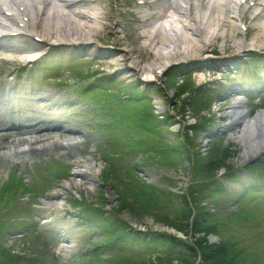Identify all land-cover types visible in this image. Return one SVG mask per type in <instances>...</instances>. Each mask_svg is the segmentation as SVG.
Here are the masks:
<instances>
[{
	"label": "rangeland",
	"instance_id": "obj_1",
	"mask_svg": "<svg viewBox=\"0 0 264 264\" xmlns=\"http://www.w3.org/2000/svg\"><path fill=\"white\" fill-rule=\"evenodd\" d=\"M27 1L28 3L32 4L33 7L34 0H26V3ZM98 1H100L99 5L103 6V8H101V12H104V14L109 15L111 17L110 20L103 19L96 22L94 21L95 22L94 23L93 20L91 19L90 21H88L89 19L84 20V18H80V19L78 18V19H74V22L75 21L78 22L80 24V27H82L86 23V26H88L89 28L93 27L95 28V30L97 28L95 26L96 24L104 25L106 28L101 29V31L99 32L92 30L89 31V29L86 28L82 31L83 33L82 32L79 33L74 30L75 28L78 27H76V25L71 26L70 22L67 21L68 19L69 20L71 19L70 16L63 17V15H58L57 17L60 20L58 19L57 22L60 21L61 23V20L64 19V21H62L61 24L59 23V25H61L60 30H63L64 33L63 31L56 32V30L53 27H50L48 30L50 32V36L47 37L50 38L54 36V38H60L64 36L65 39H70L72 37H76L77 35L82 36L83 34L85 38L90 39L87 40L88 42L93 41L95 42V44L98 45L104 44L106 46L115 47L113 53L118 55L119 58H121L119 60H121L122 63L120 65L118 64V66L117 65L113 66L112 70L116 69L117 67L119 68L120 66H121L120 68L122 69H124V67L126 66H128L129 68L133 66L131 69L133 71H136L135 73H137L139 76L144 72H146V70L149 72H153L152 75L155 76L153 80L156 83L151 87L149 86L148 93L152 95L155 99L156 98L160 99L164 107L167 108L169 113L173 116L172 121L178 119L179 120L178 125L180 126V128L177 127L178 128L177 131H174L173 130L174 128L172 127L168 128L167 126H163L164 128L162 130L168 129L167 131H165L163 136L165 137L167 136V133L169 135L171 134L169 133L170 131H174L176 132V134L182 135L183 140L185 142L184 144L183 143L178 144L176 137L172 135H169L171 139L169 137L165 138V139L169 138L168 140L164 139L163 141L162 139H159L154 143L153 146L154 149L151 152H149L147 156H145L146 160L141 163L142 171L141 173L137 174L138 176L137 175H135V177L129 176L128 178L126 177L124 179L117 180L113 178L111 175L107 174L106 171H103L100 168L99 170L101 173L99 172L96 175L97 179L90 192L89 191L88 193L86 192V190L84 189L85 187L82 185V183L85 182L82 181L81 183L82 186L79 185L77 189H73L72 193L63 191L62 195L65 197L72 194V197H74L77 200L78 199L81 200L83 203L87 205L93 203V204H98V206L99 205L103 206V208L106 211L109 212L112 211L111 213H114V215L120 220L122 219L126 221V219H130V220L132 219L135 222L140 223L141 225L144 224L148 228L156 227L157 229H162V230L163 228L169 230L174 229L175 231H177V233L185 234L187 238L191 236L190 237L192 243L191 245L194 248V252L189 253L187 249H183L181 250L180 253H178V251L177 252L175 251L174 253H170L168 257V255L164 254V253H168L167 252L168 247L164 246L162 249H160L161 251H159L160 252L159 254L157 251V255H160L159 257H157V255L154 258H148L147 256H145L140 260H133V261L126 260V258H122V259L114 258L109 261L106 260H102L100 262L92 261V263L93 264H195L196 261L198 260L197 257H200L203 259L201 264H264V209L259 208V206L264 205V191L257 192L255 190H248L244 193L245 194L244 198H242L243 201L244 200L253 201L250 202L251 204L250 210L252 212H254L255 210L257 211L256 212L258 214L257 218L259 219V223L261 225H250V227L245 229L246 231L245 235H240V236L238 235V237L231 238V235L229 236L227 231H225L223 232V234L226 236H223L222 234V238H227V242H225V244H223L222 242L219 244V242L216 241H220V237L217 236L216 234L211 236L208 232H206V230H212L213 227L219 229L222 227L221 225L224 224V222L234 221L239 216L237 214L236 209L242 206L235 201L237 200V198L232 196H227L225 194L219 196L217 195L213 196L214 193L209 194L207 189L206 190L203 189L202 191L197 192L199 188L194 184V180L196 184L197 181H200L201 179H205V181H207L208 179L212 180L213 177L215 178L218 174L222 173L224 169L230 170L233 167H238V165H242L240 164L241 162L237 163L236 161L240 157L239 155H241L242 152V147L237 140V136H238L237 134H240L238 133V130H240L241 132L243 127L239 129L241 127L240 125L238 128L233 130L234 129L233 126L230 129L232 130L230 134L223 132L217 134V136L212 134L210 136L212 138L210 139L205 138L206 136L205 134H203L202 130L189 128L188 125L195 126L196 123H199L200 121L203 122L206 119H209L210 117L213 118L211 123H214L217 116L221 114L219 112L220 111L223 112L224 110H226L229 103L222 102L219 100L217 101L214 98L216 96L215 95L216 93L214 91L211 92L210 90L211 85L209 84L210 83L209 81L213 82V79H211L210 77V75L212 74L207 75L206 79H204L203 82L200 83H198V78H197L199 75L202 76L201 74L202 72L198 73L200 72V70H198V72H196L193 75L192 72L187 71L186 76L183 77L179 76V78H175L174 76H172V73H174L179 68L177 66H179V64L184 62L182 60L185 58L189 57L190 59V57L196 55L195 57L196 60H198L199 58L200 60H204L203 56L205 55V53H210V54H206L205 55L206 57L209 55L214 57V55L216 54L220 56L219 51L225 50L224 51L225 54H223L222 56L224 57L229 53L234 54L236 48L237 50L242 47L244 48L247 43L253 42L256 45L258 43L264 45L263 42L264 34L262 35L261 31H259V33L257 32L256 33L257 35H255L254 33L252 35H249V33L240 34V32H244V29L241 30L240 28H238V30L236 31L235 28L232 29L231 27H228L225 29L228 31L230 30L227 33V37H225V39L224 37L223 39L219 38L217 39L218 41L211 42L212 44L214 43L213 44L214 48L207 47L205 49V52L202 50L204 53L200 52L201 53L200 55L198 54L199 51L196 52L197 47H195L196 49H193L194 50L193 51L192 49H189L188 46H186L188 44L186 43L184 44L182 42L177 41V39L175 38V34L173 35L171 34L175 29L173 28L171 30L172 24L169 23L168 24L166 23L165 24L166 26L161 28L162 30L160 29L162 33L160 34V36H158L159 35L158 33H160V31H158L159 28L158 30L157 28H155L156 30L154 29L152 32H149V34L145 33L144 35L146 36L148 35V36L141 39L139 38L140 35L139 36L124 35L122 33L123 24L122 21H120L119 11L127 7V4H125L127 0H124L125 3L122 2L121 0H103L104 3L102 0H98ZM17 2L20 1L18 0ZM21 4H23L22 1L20 3H17L16 8L19 7L20 9ZM186 6H187L186 3H182L181 5L182 8L183 7L185 8ZM9 7L10 10L13 11L12 7L14 6L10 4ZM189 7H191L190 11L192 14L190 15L185 14L183 18H180L181 16L174 17L173 20L175 22H173V24L177 22V18L178 20L181 21L183 19H184L183 21L186 20L190 21L192 16H196L200 18L201 21H207L205 19L202 20V18H204L203 15H210L209 20H212V22H214V20L217 21L212 24V29L210 31V33H215L216 31L215 29L217 28L215 25H219L220 23H222L220 17H218L215 14L213 15L212 14L213 12L210 13L206 12L207 13L206 14L204 13L205 12L204 11L203 13H201L199 10H197L199 6L198 3H195V1L194 3L189 5ZM33 8L34 11H31L32 13L34 12L33 15H31L32 21L29 20V14L27 15V17L26 15H24L25 16L24 17L22 14V16L19 17V21H20L19 23L24 25L22 27H25V24L31 21L29 25V29L33 33L44 34L42 29H37L35 27L37 24H39V22H41L42 20L44 21L45 17L47 19L48 17L50 18L49 15L50 12L48 14L49 11L48 10L46 14L39 13V11L42 10L44 11V8L39 5ZM10 10L7 13H10ZM211 14L213 16H211ZM211 18H213L214 20ZM235 22L233 24H235ZM176 24H179L178 26L177 25L176 26L177 29H180L181 24L178 22ZM3 25L7 26L8 24L3 23ZM193 25L194 24L191 23V26ZM238 25L239 23H237V27H239ZM195 28L196 27L194 26L193 29ZM194 31L195 33L186 30L187 32L186 34L190 36L188 38L194 40V42L196 40L202 42L200 41L201 38L199 36L201 33L198 30H194ZM154 33L157 35H155ZM250 36H253V38H250ZM151 37L153 40L150 39ZM169 37L170 38L173 37L172 39L175 42L172 39L169 40ZM163 38L169 40L167 43L168 45L166 44L167 41H165V39ZM237 45L239 46V48ZM219 46L221 47L219 48ZM229 49H233V50H229ZM123 54L125 55L124 58H123L124 56ZM168 56L169 58H167ZM209 59H212V57ZM173 65L175 66L173 67ZM198 65L199 64L197 62L196 65H193V67L196 68ZM140 68L145 69L143 73L139 72ZM208 71L209 70H207V72ZM122 75L129 76L130 74H128V71L127 73L126 71H124L122 72ZM131 81L132 79L129 80V82ZM204 82H205V86L201 87V85H203ZM147 112H151V110H149L148 108L146 109V111H144V113ZM234 119L235 118H233L231 122H233ZM209 125L210 123L207 124V126ZM218 129H222V128H220L219 126ZM230 130L224 129V131L226 132H229ZM234 134L237 136H235ZM178 146H181L180 148L181 151L180 150L174 151V149L179 148ZM68 151L69 153H66V155L64 154L61 155L62 153L59 151V148L55 147L50 151L48 148L45 150V152H35L38 154L35 155L33 161L32 162L25 161L24 166L21 167L19 172L23 173L25 172L26 169L32 171L36 165L38 164L43 165V162L45 161L46 157L51 159L52 154L55 153L61 155L60 160L63 162L66 161L72 162V160H75L77 157L80 159L81 158L84 159L86 157L84 155H81L82 150H80L79 148H77L76 150L75 148H72ZM75 156L76 158H74ZM87 157H89L92 160L90 156ZM191 160L193 162H191ZM6 161L7 160L5 158L0 159L1 184L8 173L6 169L7 167ZM248 161L253 163L251 165L252 167L250 168V170L251 171L254 170L260 176H263L264 155H262V157L260 158H256V156L254 155L246 159V164ZM8 164L10 165L9 169H11L13 166L9 162ZM43 166H45V164ZM96 167L98 169V164H96ZM72 181L76 183L78 182L80 183L81 179L80 178H78L77 180L73 179ZM259 183H261V180H259ZM212 185L210 187H212ZM183 197H186V199H188L187 202L190 204L191 208L186 207L182 203ZM254 202H257V204L259 205L253 204ZM212 237L214 238L213 240H211ZM232 242L233 244L235 243V245L236 244L237 245L236 246L232 245ZM9 264H14V262L12 261Z\"/></svg>",
	"mask_w": 264,
	"mask_h": 264
},
{
	"label": "bare ground",
	"instance_id": "obj_2",
	"mask_svg": "<svg viewBox=\"0 0 264 264\" xmlns=\"http://www.w3.org/2000/svg\"><path fill=\"white\" fill-rule=\"evenodd\" d=\"M20 2L22 1V3L23 4H21L22 5V8L24 9V12L23 13H21V10L19 9H13L15 12H14V14L13 15H15L16 16V18L18 19L20 16H22V14H23V16L24 15H27V13H29V16L31 17V11L33 10V8L31 7L32 5L30 4V3H28V1H27V3H26V0H19ZM43 1L44 0H34L33 1V5H43L44 6V4H43ZM103 1V0H102ZM103 3H104V1H103ZM195 3H197L196 1H195ZM15 5H16V2H15ZM103 5V4H102ZM36 6H34V7H36ZM125 6V5H124ZM105 7V6H104ZM108 7V6H107ZM217 7V6H216ZM10 8V7H9ZM15 8V7H14ZM40 8V7H39ZM38 8V9H39ZM101 8H103V6L102 7H100V9H94V8H91L90 7V9H88L87 11H83V12H80L77 16L80 18H84V20H86V19H89L88 21H90V19L91 20H93V22L95 21H100V20H103V19H105V20H110V16L109 15H106V14H104V12H101ZM195 9V8H194ZM41 10V9H40ZM198 10V9H197ZM93 11V12H92ZM47 12V11H46ZM188 11L187 10H185V13H187ZM204 12V11H203ZM207 12V11H206ZM206 12H204V13H206ZM59 13H61V14H63V12H59ZM58 13V14H59ZM185 13H183V14H185ZM189 13V12H188ZM208 13H210V12H208ZM236 13V12H235ZM38 14V13H37ZM48 14H49V11H48ZM207 14V13H206ZM53 15V14H52ZM64 15V14H63ZM194 15V14H193ZM39 16V15H38ZM93 16H95V18L93 17ZM176 16V15H175ZM183 16V15H182ZM189 16V15H188ZM211 16H213L212 14H211ZM218 16V15H217ZM9 17H10V15H9ZM13 16H12V14H11V20L13 21V22H16L17 20L15 19V18H12ZM36 17V16H35ZM64 17H68V16H64ZM203 17L204 18H202V20H207V21H201V19L200 18H198V17H196V16H192L191 17V19H190V21H181V20H178V18H177V22L178 23H180L181 24V27H180V29H177V26L179 25V24H176V23H174L173 24V22H175L173 19V21L171 20V23H169V24H172V26H171V30L174 28L175 30L173 31V33H171L172 35L173 34H175V38L177 39V41L178 42H182V43H186V44H188V45H186V46H188L189 47V49H196L195 47H197V51L196 52H198L199 51V53L198 54H200L201 55V53L200 52H205V49L207 48V47H211V48H214V46H213V44L211 43V42H215V41H218L217 39H219V38H221V39H223V37H224V39H225V37H227V33L230 31H228V30H225V31H223L224 30V28H223V30H221V26L220 25H215L217 28L215 29L216 31H215V33H210V31H211V29H212V24L214 23V22H217V21H215L213 18H211V19H213L214 20V22H212V20H209L210 19V16L209 15H203ZM49 18V17H48ZM51 19H44V21L42 22V24H40L41 25V28L40 29H43L44 30V33H45V31H48L49 30V28L50 27H53L55 30H56V32H60V31H63V30H60V27H61V25H59V23H60V21L59 22H57L58 21V17L55 15V13H54V16H51L50 17ZM215 18V17H214ZM37 19V18H36ZM180 19V18H179ZM40 20V19H39ZM60 20V19H59ZM112 20V19H111ZM189 20V19H188ZM54 21V22H53ZM62 21H64V19H62L61 20V23H62ZM67 21H69L70 22V24H71V26L72 25H76V27H78V28H75L74 30L76 31V32H82L84 29H86V28H88L89 29V31H96V32H99V31H101V29H104V28H106L104 25H101V24H96L95 26L97 27L96 28V30H95V28H93V27H91V25H90V27L91 28H89L88 26H86V23H85V25H83L82 27H80V24L78 23V22H74V18L73 17H71V19L69 20H67ZM92 22V21H91ZM94 22V23H95ZM35 23V22H34ZM38 23V22H37ZM36 23V24H37ZM39 23H41V22H39ZM60 23V24H61ZM93 23V24H94ZM104 23H105V21H104ZM191 23H193L194 25L193 26H191ZM20 24V23H19ZM33 24V23H32ZM92 24V25H93ZM177 25V26H176ZM165 25H163V27H164ZM196 27L195 29H193V27ZM239 26V25H238ZM2 26L0 25V28H1ZM162 27V28H163ZM259 27L261 28V29H263L264 30V23L263 24H261V26L259 25ZM14 28H16V29H18V23H16V25H15V27ZM232 28V27H231ZM230 28V29H231ZM234 28H236V24L234 25ZM29 29V28H28ZM233 29V28H232ZM156 30V29H155ZM158 30V29H157ZM162 30V29H161ZM161 30H159L160 31V33H158L159 35L158 36H160V34H162L161 33ZM186 30H188V31H190V32H192V33H195V31L194 30H198L201 34L199 35L200 36V38H201V40L200 41H202V42H199L198 40H196L195 38V42H194V40H192V39H190V38H188V37H190L188 34H186L187 32H186ZM6 31V30H5ZM51 31H52V29H51ZM103 31V30H102ZM164 31V30H163ZM162 31V32H163ZM237 31V30H236ZM85 32V31H84ZM87 32V31H86ZM158 32V31H157ZM165 32V31H164ZM63 33H64V31H63ZM69 33V32H68ZM83 33V32H82ZM81 33V34H82ZM94 33V32H93ZM189 33V32H188ZM231 33H233V32H231ZM238 33V32H237ZM259 33V32H258ZM47 34H49L48 32L47 33H45L44 35L45 36H47ZM85 34V33H84ZM88 34V33H87ZM145 33H143V35H141L139 38L141 39V38H144V37H147L146 35H144ZM147 34H149V33H147ZM155 34V33H154ZM164 34V33H163ZM240 34H241V32H240ZM155 35H157V34H155ZM188 35V36H187ZM255 35H257V34H255ZM69 36V35H68ZM86 36V35H85ZM72 37V36H71ZM77 37H79V38H77L78 40H81V39H86L87 40V38H85L84 36H83V34H82V36H78L77 35ZM94 37V36H93ZM171 37V36H170ZM169 37V40H171L172 38H170ZM231 37H232V34H231ZM239 37V36H238ZM264 37V36H263ZM262 37V38H263ZM91 38V37H90ZM138 38V39H139ZM154 38V37H153ZM157 38H159V37H157ZM60 41H66V40H68V39H65L64 38V36H62V37H60V38H58ZM150 39H152V37L150 38ZM163 39H165V38H163ZM163 39H162V42H163ZM167 39H168V37H167ZM236 39V38H235ZM256 39H257V37H256ZM48 40H50V39H48ZM78 40H76V41H78ZM85 40V41H86ZM153 40V39H152ZM159 40V39H158ZM169 40H166L165 39V41H167L166 42V44L168 43V41ZM173 40V39H172ZM228 40V39H227ZM255 40V39H254ZM59 41V42H60ZM144 41H146V40H144ZM150 41V40H149ZM149 41H147V42H149ZM174 41V40H173ZM224 41V40H223ZM233 41V40H232ZM242 41V40H241ZM147 42H146V44H147ZM161 42V41H160ZM175 42V41H174ZM177 42V43H178ZM225 42H226V40H225ZM237 42V41H236ZM235 42V43H236ZM243 42H244V40H243ZM242 42V43H243ZM256 42V41H255ZM258 42V41H257ZM264 42V41H263ZM118 43V42H117ZM151 43V42H150ZM170 43V42H169ZM230 43H232V42H230ZM141 44H143V43H141ZM202 44H204V45H202ZM259 44V43H258ZM151 45V44H150ZM157 45H158V43H157ZM159 45H161V44H159ZM168 45V44H167ZM173 45V44H172ZM175 45V44H174ZM179 45V44H178ZM199 45H202V46H199ZM235 45V44H234ZM239 45V44H238ZM237 45V46H238ZM244 45V44H243ZM118 46H119V44H118ZM141 46V45H140ZM139 46V47H140ZM144 46H145V43H144ZM164 46V45H163ZM182 46V45H181ZM229 46V45H228ZM241 46H242V44H241ZM153 47V46H152ZM221 46H219V48H220ZM127 48V47H126ZM148 48H150V47H148ZM168 48V47H167ZM186 48V47H185ZM223 48V47H222ZM229 48V47H228ZM238 48H239V46H238ZM141 49V48H140ZM154 49V48H153ZM179 49V48H178ZM188 49V50H189ZM241 49V48H240ZM142 50V49H141ZM145 50V49H144ZM152 50V49H151ZM187 50V49H186ZM201 50V51H200ZM203 50V51H202ZM230 50V49H229ZM236 50H237V48H236ZM194 51V50H193ZM216 51V50H215ZM133 52V51H132ZM150 52V51H149ZM188 52H190V51H188ZM223 52V51H222ZM130 53V52H129ZM191 53H193V52H191ZM213 53V52H212ZM187 54V53H186ZM124 55V54H123ZM194 55V54H193ZM170 56V55H169ZM169 56L167 57V58H169ZM190 56V55H189ZM196 56V55H195ZM195 56H193V57H190V58H194ZM125 57V55L123 56V58ZM185 57V56H184ZM130 58V57H129ZM161 58V57H160ZM205 59L206 58H211V56L209 55V56H205L204 57ZM132 59V58H131ZM195 59V58H194ZM236 58H233L232 59V61L233 62H228V64H233V63H235L237 60H235ZM126 60H127V58H126ZM199 60H200V58H199ZM120 61V60H119ZM168 62V61H167ZM224 62V61H223ZM227 62V61H226ZM225 63V62H224ZM134 64V63H133ZM227 64V65H228ZM109 65H111V64H109ZM120 65V64H119ZM165 65V64H164ZM226 65V66H227ZM121 67V66H120ZM123 67V66H122ZM133 67V66H132ZM131 67V68H132ZM164 67V66H163ZM144 68V67H143ZM143 68H140V72H144V70L145 69H143ZM163 69V68H162ZM152 73L153 72H147V70H146V72H144L143 73V75H148V77L150 76H152L153 77V75H152ZM140 80H142V79H140ZM200 82H203L202 81V76H198V83H200ZM219 113H221V114H219V118H218V120H219V123H220V128H222V129H227V130H230L233 126L232 125H234V124H236L235 122L233 123V122H231V120L233 119V118H235L236 117V115H238L236 112H233V110L231 109V107H229V110H227V111H220ZM242 114V113H241ZM229 120H230V122H229ZM242 120V122H244V125H243V129H242V133L240 132V134H238V136H237V140H238V143H240V145H241V147H242V152H241V155H239L240 157L237 159V163H240V164H244V163H246V159H248V158H250V157H252V156H254V155H256V157L257 156H262V154H264V115H261L260 117H253L252 119H250V120H244V119H241ZM240 120V121H241ZM67 144V145H72V141H69V139H66L65 140V142L63 143V144ZM59 144L60 145H62V142H59ZM77 161V170L78 171H80L79 172V174H77V176H75L76 178L78 177V178H80L81 179V181H80V183L78 182V183H69V182H67L66 184H64L63 185V187H62V189L63 190H67V191H72L73 189H77V187L79 186V185H81V183H82V181L83 182H85V183H82V185L85 187L84 189L86 190V192L88 193V191L90 192V190L93 188V185L95 184V181H96V179H97V177H96V175L98 174V172L100 171V170H98L97 169V167L95 166V162L93 161V160H90L89 158H87V159H79V160H76ZM101 173V172H100ZM100 177V176H99ZM77 180V179H76ZM81 185V186H82ZM89 186V187H88ZM88 187V188H87Z\"/></svg>",
	"mask_w": 264,
	"mask_h": 264
}]
</instances>
